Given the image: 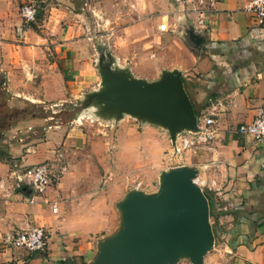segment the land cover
Wrapping results in <instances>:
<instances>
[{"label": "crops", "instance_id": "0c3cea01", "mask_svg": "<svg viewBox=\"0 0 264 264\" xmlns=\"http://www.w3.org/2000/svg\"><path fill=\"white\" fill-rule=\"evenodd\" d=\"M15 1L0 0V70H7L9 107L22 108L25 102L46 104L55 113L58 110L54 107L79 96L81 83L97 78L101 67L91 62L97 54L96 35L89 32L85 13L50 7L35 25L10 13ZM246 1L212 0L203 26H194L197 15L189 9L170 13L171 24L166 30L156 26V60L152 61L156 66L148 75L132 64L128 70L114 66V71L146 82L178 70L194 110L215 120L216 136L209 143L212 149L185 152L186 161L174 166L197 167L201 176L215 181L217 191H205L213 202L209 217L214 223V243L203 264H264V138L256 141L237 130L264 104V25L242 11ZM158 6L156 3V9ZM61 12L64 14L59 17ZM139 15L129 23L128 16L116 19L121 33H139L148 23ZM190 26L203 38L197 47L188 39ZM120 38L133 47L134 59L130 60L146 57L132 39ZM113 54L106 52L108 59ZM115 54L121 56L120 51ZM101 75L99 72L97 89H103ZM92 101L91 110L109 107L99 99ZM116 115L120 128L116 138L105 143L94 141L84 130L54 125L49 114L19 121L15 128L25 122L26 134L12 127L0 129V264H69L75 256L87 254L91 246L84 239L89 233L117 227L115 206L123 194L119 189L114 194L113 186L108 187V194L95 188L97 156L99 153L106 160L114 155L108 143L116 147L117 156L125 155L145 132L135 131L127 114ZM34 123L44 125L39 137L31 131ZM55 144L67 155V171L44 194L32 199L30 189L16 187L17 170L50 159ZM97 144L104 149L96 151ZM203 164L208 168L202 169ZM34 225L46 227L44 252L27 253L2 243L5 233Z\"/></svg>", "mask_w": 264, "mask_h": 264}, {"label": "rangeland", "instance_id": "374dc122", "mask_svg": "<svg viewBox=\"0 0 264 264\" xmlns=\"http://www.w3.org/2000/svg\"><path fill=\"white\" fill-rule=\"evenodd\" d=\"M23 2H32L34 4L37 10L35 25H38V22L42 19L45 9L50 7L72 13H78L79 11L85 13L86 20L88 19V26L91 27L89 32L93 33V36L94 34L96 35L93 39L97 54L95 59L94 57L91 58V62L93 66L100 65L101 69L97 72L95 81L81 83L79 96H71L70 102L65 101L60 103L58 107H54L58 110L55 113H52L50 108L47 109L46 104L33 105L28 102H25L22 108H14V106L10 108L11 93L7 90L9 83L7 70H0V110L2 113L8 112L10 114L9 121L6 122L4 128L0 129L3 130L6 127L14 129L21 120L29 119L30 117H39L40 119L49 114L52 115V120L50 121L54 125L61 123L65 125V129L78 128L84 130V133H87L94 141L99 142L101 139L105 143L109 141L107 139L113 140L116 138L115 134L120 128L119 123H117L120 118L116 114H127L129 118H132L128 120L129 124L135 128V131H144L145 136L134 141L132 146L125 150L127 151L125 155L117 156L115 152L118 150L111 143H108L107 146L109 151L113 149V156H107L105 160L104 156L98 153V167L93 177L95 188L97 190L102 189L103 193L108 194V187L113 186L114 194L116 189L121 190L119 191V194H123L121 201L124 200L128 192L134 189V185L138 181H141L142 191L148 194L157 192L160 189L162 173L186 161L185 157H187L185 152L176 153L173 151V145L171 141L169 142L170 139L168 137L169 130L166 125L154 121L146 115L128 113L121 108L111 109L106 107L104 109L103 107L101 110H91L89 105L93 103L92 99L94 98L99 99L102 104L105 103L104 94L106 93H101L100 90L102 89L100 88L97 89L100 82L99 72L101 74L104 71L108 72L112 79L115 80L114 73H111L114 71V66L117 68L123 66L128 70L129 65L132 64L134 67L138 66L142 72L148 75L150 70H153L156 66L152 65V61L156 60V45L153 43L154 37H156V26L161 22H167L169 26L171 24L168 17L170 13L173 15V13L179 12L180 9H182L181 11L185 10V7L189 9V5L181 4L177 0H16L15 4L10 7V13L15 12L17 16L21 17L19 7ZM156 3L159 5L157 9ZM63 14V12L58 13V16L60 17ZM110 14L115 15V18H109ZM139 14H142L141 17L143 16V19L148 22L147 25L144 23L145 27H140V32L137 34L134 32L121 33V28L117 25L120 23L116 19L128 16L129 21L127 22L129 23L135 21L140 16ZM122 36L132 39L133 44L137 43V49L145 53L146 57L140 60L139 58L130 60L134 59L132 58L133 47L130 46V43L124 44L120 38ZM107 51L114 53L112 59H108L106 56ZM115 51H120L121 56H117ZM14 110H17V112L12 113ZM18 110L21 111L18 112ZM113 117L115 121H112ZM24 123H21L22 125L19 129L15 128L16 132L21 130L26 134L27 126ZM44 125L42 123H34L31 131H35L39 137ZM27 141L30 142V137ZM99 146L100 144L96 145V151L104 149V146ZM60 150V144L56 145L52 157L46 160L54 178L57 179L58 177L57 181L65 174L68 167L66 162L67 155ZM31 165L19 167L16 175L21 173L23 168ZM119 204L120 202L115 206L118 212L117 227L108 232L89 233L84 239L87 246H91L87 247V254L75 256V261L69 264H98L103 243L123 228V216ZM210 222L213 228L214 223L211 217ZM172 264L192 263L187 257L182 256Z\"/></svg>", "mask_w": 264, "mask_h": 264}, {"label": "water", "instance_id": "95a60500", "mask_svg": "<svg viewBox=\"0 0 264 264\" xmlns=\"http://www.w3.org/2000/svg\"><path fill=\"white\" fill-rule=\"evenodd\" d=\"M195 47L203 40L192 26L186 30ZM109 57V53L107 54ZM102 72L101 84L109 108L143 114L166 125L169 138L196 129V112L178 70L146 82L113 71ZM111 105V106H110ZM192 166H177L162 174L160 189L128 192L119 206L123 228L101 247L98 264H172L182 256L192 264H203L214 243L209 204L204 191L192 182Z\"/></svg>", "mask_w": 264, "mask_h": 264}, {"label": "built area", "instance_id": "2783aa9c", "mask_svg": "<svg viewBox=\"0 0 264 264\" xmlns=\"http://www.w3.org/2000/svg\"><path fill=\"white\" fill-rule=\"evenodd\" d=\"M181 4L189 5V10L196 13V24L194 26H203L206 13L212 0H177ZM186 9V7H185ZM242 11L250 14L255 18L258 24L264 25V0H247ZM19 13L26 22H34L37 17V10L32 2H23L19 7ZM159 30L167 29V22H161L158 25ZM215 120L211 116L199 113L196 118V129L184 130L176 135L175 142L170 138L173 145V151L180 152H197L199 150H211L212 140L216 136L214 127ZM238 132L251 136L252 139L260 141L264 138V104L255 108V114L250 122L242 123L238 126ZM197 172L192 178V182L205 191H217L215 181L205 179L199 173V168L195 167ZM208 165L203 164L202 169H207ZM16 187L20 190L26 187L35 196L44 194L48 187L52 186L57 179L54 178L48 162L42 161L31 166L23 168L22 172L16 175ZM134 189H141V181L136 182ZM44 202H48L44 199ZM55 205L52 211L56 212ZM2 243L11 249L23 250L27 253L44 252L47 249L48 237L45 226L34 225L29 228L10 231L1 236Z\"/></svg>", "mask_w": 264, "mask_h": 264}, {"label": "trees", "instance_id": "16d2710c", "mask_svg": "<svg viewBox=\"0 0 264 264\" xmlns=\"http://www.w3.org/2000/svg\"><path fill=\"white\" fill-rule=\"evenodd\" d=\"M182 82H183V78H182ZM20 111L21 110H18V112H20ZM14 112H17V110L12 111V113H14ZM9 116H10V114H8V112H4V113L0 112V128H4L6 122H8L9 119H10ZM204 193H205V195L207 197L208 204H209V215H211L212 210H213V202H212L210 194L208 192H204ZM213 232H214V230H213Z\"/></svg>", "mask_w": 264, "mask_h": 264}, {"label": "bare ground", "instance_id": "6f19581e", "mask_svg": "<svg viewBox=\"0 0 264 264\" xmlns=\"http://www.w3.org/2000/svg\"><path fill=\"white\" fill-rule=\"evenodd\" d=\"M171 71H172V70H171ZM165 172H166V171H164L163 173L165 174ZM163 173H162V174H163Z\"/></svg>", "mask_w": 264, "mask_h": 264}]
</instances>
